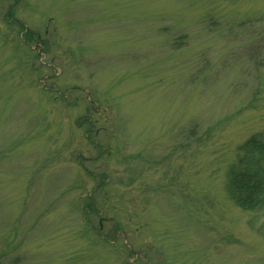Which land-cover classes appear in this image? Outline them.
Wrapping results in <instances>:
<instances>
[{"label": "rangeland", "instance_id": "obj_1", "mask_svg": "<svg viewBox=\"0 0 264 264\" xmlns=\"http://www.w3.org/2000/svg\"><path fill=\"white\" fill-rule=\"evenodd\" d=\"M9 4L0 256L264 264V208L224 189L237 145L264 130V0H21L15 18L44 41L29 45Z\"/></svg>", "mask_w": 264, "mask_h": 264}, {"label": "trees", "instance_id": "obj_2", "mask_svg": "<svg viewBox=\"0 0 264 264\" xmlns=\"http://www.w3.org/2000/svg\"><path fill=\"white\" fill-rule=\"evenodd\" d=\"M10 2L6 9L4 18L14 24H18L21 33V39L26 45L30 43L44 41L40 35L28 29L25 23L14 16V8L21 0H7ZM39 53L36 54V57ZM91 120L83 117L78 122V127L88 125L86 133L92 131ZM224 189L232 203L241 211L255 212L264 208V130L250 134L235 148L234 157L226 166ZM99 183V182H98ZM97 183V184H98ZM100 182L98 186L101 184ZM89 201L84 206L85 213L95 212L100 209L94 204L93 199L87 197ZM100 226V225H99ZM96 226L95 233L99 232L101 227ZM119 229L115 228V234ZM114 240L105 238L104 241ZM0 256V264H8L6 255ZM4 258V259H3ZM17 259H14V263ZM10 264V263H9Z\"/></svg>", "mask_w": 264, "mask_h": 264}]
</instances>
